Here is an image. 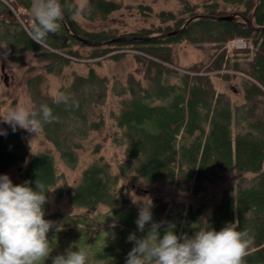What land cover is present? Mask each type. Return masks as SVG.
Wrapping results in <instances>:
<instances>
[{
  "label": "trees",
  "instance_id": "16d2710c",
  "mask_svg": "<svg viewBox=\"0 0 264 264\" xmlns=\"http://www.w3.org/2000/svg\"><path fill=\"white\" fill-rule=\"evenodd\" d=\"M178 1L181 6L177 14L155 12L148 5L138 4L140 14H153L161 22L174 21L166 25L150 23L149 27L126 33L130 39L115 42H108L118 37L112 29L85 30L69 12L60 32L50 35L41 47L28 36L33 26L29 20L34 23L30 13L32 0H0V42L8 44L10 58L17 63L23 64L25 53L32 52L45 72L58 74L64 66L83 58L87 62L101 57L118 60L129 46L134 48L132 55L136 62L125 82L112 86L113 92L121 96L120 108L114 115L118 133H114L113 140L125 147L124 157L116 163L118 174L110 162L99 156L82 170L76 184L54 187L59 178L54 158L49 151H40L26 162L13 184L29 182L28 186L35 190L39 180L53 191L46 194L48 199L51 195L60 198L67 194L72 205L88 211L98 204L124 210L130 204L119 186V176L133 182L137 178L162 182L181 190L189 189L193 180L195 193L216 170L249 173V178L241 179L246 184L223 191L207 228L219 231L238 221L237 230H247L255 237L246 264H264V30L247 26L243 21L264 26V0H202L200 4ZM85 2L89 10L80 16L88 19L105 18L123 7L122 2L114 0ZM61 3L78 5L74 0ZM230 13L243 20L200 17L178 34L153 36L179 28L191 16ZM70 23L79 36L103 43L93 46L82 43L70 32ZM233 39L245 41V46L228 49L225 45ZM180 42L209 43L215 50L206 62L179 66L172 45ZM214 77L224 81L238 79L242 89L240 102L219 90ZM42 81L41 74L26 79L32 105L38 109L47 104L58 121L43 125L41 135L73 167L82 140L105 124L101 114L94 116V109L105 102L110 80L93 67L85 74L75 75L58 89V94L71 97L69 105L53 103L54 96L43 90ZM72 101L76 102L74 106ZM3 103L0 97V108ZM100 147V143L95 144L94 152ZM27 157V147L18 130L0 135V175L11 166L24 163ZM188 208L193 209L190 205ZM44 209L45 219L54 222L51 232H62L63 237L75 235L77 250L82 240L78 237L84 238L83 228L78 231L72 225L71 215L51 211L49 200ZM193 212L198 214L200 207ZM196 220L199 224L189 231L203 230L204 223L197 217ZM133 247L130 241L121 246L101 244L90 253L89 261L125 264Z\"/></svg>",
  "mask_w": 264,
  "mask_h": 264
},
{
  "label": "rangeland",
  "instance_id": "374dc122",
  "mask_svg": "<svg viewBox=\"0 0 264 264\" xmlns=\"http://www.w3.org/2000/svg\"><path fill=\"white\" fill-rule=\"evenodd\" d=\"M77 4L84 3L85 0H74ZM123 3V7L117 11L110 13L105 18L88 19L80 15H75V20L85 30L96 31L101 29H112L118 36L126 35L138 28L149 27L150 23H161L166 25L172 23L174 19L161 22L155 15L140 14L136 6L138 4L148 5L153 11H173L176 14L180 8L178 0H114ZM191 3L200 4L202 0H188ZM32 5L30 13L32 14ZM19 10H21L19 8ZM177 16H180L179 14ZM234 19H240L239 15L234 14ZM244 21V20H243ZM33 24V20H29ZM228 49L239 47L233 41L225 45ZM242 47V46H241ZM176 63L179 66H188L198 61L206 62L214 48L209 43L192 44L187 42L175 43L172 45ZM126 54L118 60H113L107 57H101L98 60L85 61L79 59L64 66L57 73L45 72L42 68V62L32 53H25V62L17 63L8 55L6 61H0V97L4 103L0 108V118L4 116L8 109L14 108L17 105L31 104V97L26 86V79L30 75L41 74L43 81V90L51 95L56 96L58 89L63 84H68L75 75L85 74L89 67H93L100 75H105L109 78V87L105 102L98 105L94 109V116L101 114L104 118V126L95 131H91L88 136L82 140V145L76 149L77 162L75 166L67 165L59 156L58 152L53 148L52 144L45 140L38 131L29 133L23 129H17L24 140L28 157L27 161L19 165H14L8 168L4 173L7 174L14 183L19 178V172L23 169L36 153L40 151H49L55 162L56 172L59 176L54 187L60 186L63 183L74 185L79 180L82 170L95 158L102 156L103 159L111 163L113 170L118 174L116 163L124 157V145L114 142V133L118 130L115 126L114 115L120 108L121 96L113 92L112 86L115 82L122 84L129 72H133L136 62L132 55L134 48L129 46ZM249 57V56H248ZM214 81L219 90L227 93V95L235 102H240L242 99L241 84L238 79L224 81L218 77H214ZM0 129L11 131V127L0 121ZM31 143V147H30ZM101 144L100 150L94 152L95 144ZM131 173L130 175H133ZM251 174L241 173L235 169L228 171L216 170L208 180H204L201 188L195 193L192 192L195 187L194 181L189 182V189L181 190L174 185L165 184L162 182H147L141 178L136 181L124 179L119 176V186L122 187V192L127 196L129 208L111 210L104 204H98L93 210L88 211L83 207L72 205L68 200V195L64 194L60 198L53 195L49 196V209L60 213L72 216V225L78 231L83 228L84 238L81 246L78 249L86 250L90 254L95 248L101 244L124 245L130 234H135L138 238L145 236L151 227V223L160 224L161 238L164 230L169 225H174V231L177 235L187 234L192 236L196 231H189L191 226H197L199 219L204 224L201 229H206L210 224L216 206L220 203L223 191L229 187L235 189L238 184H246L243 177L249 178ZM245 182V183H244ZM53 187V188H54ZM150 200L152 207V222L145 225L144 231H140L137 226V218L139 215L140 201ZM136 202V203H134ZM192 206L189 210L188 206ZM195 207H200V212L196 214ZM86 216V217H84ZM81 227V228H79ZM74 228V229H75ZM53 230V228L51 229ZM48 232L50 247L53 249L50 258L41 264H52L51 257L65 253L68 249L75 250L77 238L75 235L63 237L61 233ZM75 231V230H73ZM189 231V233H188ZM134 243V242H133ZM100 260L88 264H100Z\"/></svg>",
  "mask_w": 264,
  "mask_h": 264
},
{
  "label": "clouds",
  "instance_id": "9594fccd",
  "mask_svg": "<svg viewBox=\"0 0 264 264\" xmlns=\"http://www.w3.org/2000/svg\"><path fill=\"white\" fill-rule=\"evenodd\" d=\"M88 10L86 2L68 6L61 0H34V23L28 36L44 47L50 35L60 32L69 12L82 15ZM10 54L8 44L0 42V61H6ZM70 100V96L59 93L53 103L69 105ZM0 121L8 124L13 132L19 128L36 135L43 125L58 121V117L47 104H41L38 109L23 104L8 109ZM0 135H7V131L0 129ZM28 184L14 185L7 174L0 175V264H41L53 251L47 234L54 222L45 219L44 209L48 202L46 194L53 191L39 180L35 190ZM139 203L142 206L136 223L143 232L145 225L152 222V204L150 200ZM174 227H166L162 238L161 225L154 222L145 236L138 238L130 234L128 240L134 242V247L127 254L125 264H246L255 242L247 230H237L238 221L226 224L219 231L207 228L192 236L177 235ZM51 261L52 264H88L89 254L83 249L70 248L51 257Z\"/></svg>",
  "mask_w": 264,
  "mask_h": 264
},
{
  "label": "water",
  "instance_id": "95a60500",
  "mask_svg": "<svg viewBox=\"0 0 264 264\" xmlns=\"http://www.w3.org/2000/svg\"><path fill=\"white\" fill-rule=\"evenodd\" d=\"M200 17H204V18H211V19H229V20H233L234 19V13H230L228 15H213V14H199V15H196V16H191L189 18H187L183 24L179 27V28H176L172 31H169V32H165V33H161V34H157V35H153V36H165V35H172V34H178L180 33L184 27L192 20L196 19V18H200ZM67 19V15L65 17ZM244 23L247 25V26H250V27H254V28H258L260 30H264V26H253L252 24V21L251 20H247L245 19L244 20ZM69 30L70 32L75 35V37L77 39H79L82 43L86 44V45H90V46H93V45H99L101 43H103V41H92L88 38H85V37H81L79 36L76 32H75V29L73 27V25L70 23L69 25ZM131 37L130 36H125V35H122V36H118V37H115L111 40H109L108 42H115V41H120V40H126V39H130ZM106 42V41H104ZM243 42V41H242Z\"/></svg>",
  "mask_w": 264,
  "mask_h": 264
},
{
  "label": "built area",
  "instance_id": "2783aa9c",
  "mask_svg": "<svg viewBox=\"0 0 264 264\" xmlns=\"http://www.w3.org/2000/svg\"><path fill=\"white\" fill-rule=\"evenodd\" d=\"M236 44L238 43V44H240V42L239 41H234Z\"/></svg>",
  "mask_w": 264,
  "mask_h": 264
}]
</instances>
